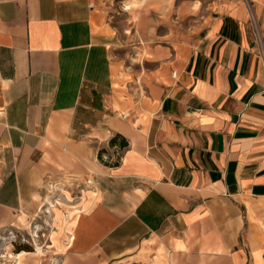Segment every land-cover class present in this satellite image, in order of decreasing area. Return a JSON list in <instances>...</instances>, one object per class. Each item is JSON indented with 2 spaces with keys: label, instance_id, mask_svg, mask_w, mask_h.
I'll list each match as a JSON object with an SVG mask.
<instances>
[{
  "label": "crops",
  "instance_id": "0c3cea01",
  "mask_svg": "<svg viewBox=\"0 0 264 264\" xmlns=\"http://www.w3.org/2000/svg\"><path fill=\"white\" fill-rule=\"evenodd\" d=\"M249 1L213 0L197 39L144 38L129 62L93 0H0V232L76 176L97 205L74 220L61 264H264L250 17L264 39V0Z\"/></svg>",
  "mask_w": 264,
  "mask_h": 264
},
{
  "label": "rangeland",
  "instance_id": "374dc122",
  "mask_svg": "<svg viewBox=\"0 0 264 264\" xmlns=\"http://www.w3.org/2000/svg\"><path fill=\"white\" fill-rule=\"evenodd\" d=\"M212 1L93 0L103 22L114 32L116 55L129 62L144 38L153 44L173 37L182 41L197 39L204 17H213L212 11L204 9V5ZM243 1L249 7L250 1ZM44 192L42 206L36 212L24 217L22 224L0 232V264H61L60 259L72 237L74 220L78 216V222L97 205L94 189L85 184L83 177L56 180L49 183ZM152 260V256L146 254L130 257L122 264H165L159 259Z\"/></svg>",
  "mask_w": 264,
  "mask_h": 264
},
{
  "label": "built area",
  "instance_id": "2783aa9c",
  "mask_svg": "<svg viewBox=\"0 0 264 264\" xmlns=\"http://www.w3.org/2000/svg\"><path fill=\"white\" fill-rule=\"evenodd\" d=\"M250 17H251L252 29H253L255 41H256V49H257L258 55L261 57V59L264 62V39L261 34V28L258 25V23L255 21L254 15L251 13V11H250ZM137 82H139V80H137ZM104 158L107 159V156H105ZM85 184L90 188H93L94 186V182L90 178H87L85 180Z\"/></svg>",
  "mask_w": 264,
  "mask_h": 264
},
{
  "label": "trees",
  "instance_id": "16d2710c",
  "mask_svg": "<svg viewBox=\"0 0 264 264\" xmlns=\"http://www.w3.org/2000/svg\"><path fill=\"white\" fill-rule=\"evenodd\" d=\"M110 145H111V147H114L117 145V146H119L120 149H124L128 146V143L125 140L120 139L119 137H116V138L111 140ZM103 153H107V152L105 150H101V152L99 154L100 158L102 157ZM117 163H118V160L116 162V165H117Z\"/></svg>",
  "mask_w": 264,
  "mask_h": 264
}]
</instances>
